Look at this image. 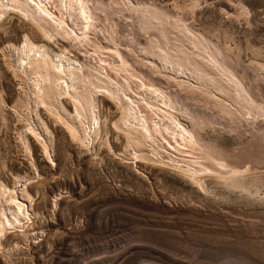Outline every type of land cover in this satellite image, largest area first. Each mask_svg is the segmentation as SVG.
Wrapping results in <instances>:
<instances>
[{
  "label": "rangeland",
  "instance_id": "374dc122",
  "mask_svg": "<svg viewBox=\"0 0 264 264\" xmlns=\"http://www.w3.org/2000/svg\"><path fill=\"white\" fill-rule=\"evenodd\" d=\"M77 1L88 14L78 44L0 0V264H264V0ZM28 47L41 55L20 58ZM63 51L124 68L142 87L123 99L164 95L191 144L169 151L128 130L103 87L84 130L71 87L40 101L35 64ZM106 219L142 237L95 238Z\"/></svg>",
  "mask_w": 264,
  "mask_h": 264
},
{
  "label": "bare ground",
  "instance_id": "6f19581e",
  "mask_svg": "<svg viewBox=\"0 0 264 264\" xmlns=\"http://www.w3.org/2000/svg\"><path fill=\"white\" fill-rule=\"evenodd\" d=\"M6 1L11 2L12 5L17 6L24 12L30 14L31 16H33V18H35V20L37 19L47 23L49 27L60 36L74 41V43L76 44L83 43L85 41L83 33L87 25L88 14L84 4L80 3L79 1ZM63 52L64 54H60L58 57H56V62L53 64H49L45 57L39 59L37 64H35L36 68L34 69V73H37V75L35 76L33 86L35 87L34 91L36 92V95L40 97V101L51 102L56 94L67 92L69 93V87H71L70 92L76 99H78V101L75 103L76 106L74 107H76L75 111L80 116V118H78L80 127L82 130H84L86 127H84L82 124V122L84 121L83 119H87L90 122V126H92L95 122L93 121V114L90 111V106L92 105L91 99L94 92L93 87H103L108 91H111V93L119 98L123 103L122 123L128 130L138 131L142 137L151 139L157 146H159L160 148H165V150L168 149L169 151L172 148L175 151L181 153L185 151L181 147L189 146L191 144L193 136L190 134L189 130L175 118L171 110L169 111L170 104L168 103L164 95L156 93V90L144 87L141 88V90L136 91V93L139 94L140 97L136 98L135 102L133 100L123 99L122 96H127L130 91L133 90L134 92L138 87H142V84H139L135 81V83H133L135 85H132L133 80H130L128 78V75L122 74L120 71H124V68H122L121 66H113L111 62L107 60V58L101 57L97 52L96 54L89 55L87 58L85 57L87 60V66H85V68L82 66V64H79L77 62V57L73 58L70 55H67L68 53H66L65 51ZM35 53L40 52L35 50L33 47H28L25 52V56L23 55L20 58H28L32 54L35 55ZM35 60L37 59L35 58ZM165 61L166 63L171 62L168 59H165ZM177 64L181 67L184 65L182 62ZM92 69L95 70L96 73L93 72ZM193 70L199 71L200 68L195 66ZM211 72L217 74L214 69H212ZM222 74L224 73L222 72ZM221 79V76H219V78L215 81L218 82V84L220 83V86L225 87V85L221 83ZM83 82H86L88 85L85 86ZM231 86L234 88V90H237L236 85ZM77 87L82 88L80 92L76 90ZM240 95V93L237 94L238 97ZM241 100H243V102L245 103L246 99L241 98ZM249 109L254 110L255 113H259L254 108L249 107ZM69 131L72 136H76V130L74 127H69ZM157 141H160L161 143H158ZM190 163L192 164V162ZM12 208L13 210L9 211L10 213H8L10 216H12L11 222H17L18 220L26 216L25 208L20 203L14 202V207ZM103 223L105 225L101 227V231H99L98 234L95 235V238L103 236L106 232H109L114 227H117L118 229H132L130 232L137 231V235L133 237L138 238L142 234L140 228L132 227L124 221L117 222L115 220L106 219L103 221ZM232 257H227V260H229V262H237V259ZM160 261L164 264H168L172 260L168 259L166 261L163 258Z\"/></svg>",
  "mask_w": 264,
  "mask_h": 264
}]
</instances>
